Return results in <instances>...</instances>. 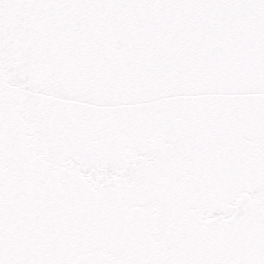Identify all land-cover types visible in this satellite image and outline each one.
<instances>
[{
  "label": "snow or ice",
  "instance_id": "obj_1",
  "mask_svg": "<svg viewBox=\"0 0 264 264\" xmlns=\"http://www.w3.org/2000/svg\"><path fill=\"white\" fill-rule=\"evenodd\" d=\"M0 264H264V0H0Z\"/></svg>",
  "mask_w": 264,
  "mask_h": 264
}]
</instances>
